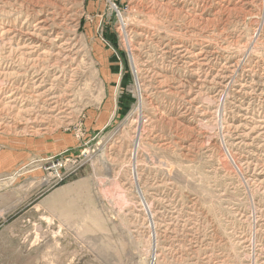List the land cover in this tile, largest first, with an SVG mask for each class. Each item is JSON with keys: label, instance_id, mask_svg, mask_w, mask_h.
<instances>
[{"label": "rangeland", "instance_id": "obj_1", "mask_svg": "<svg viewBox=\"0 0 264 264\" xmlns=\"http://www.w3.org/2000/svg\"><path fill=\"white\" fill-rule=\"evenodd\" d=\"M0 1L75 45L57 108H0V264H264V0Z\"/></svg>", "mask_w": 264, "mask_h": 264}, {"label": "bare ground", "instance_id": "obj_2", "mask_svg": "<svg viewBox=\"0 0 264 264\" xmlns=\"http://www.w3.org/2000/svg\"><path fill=\"white\" fill-rule=\"evenodd\" d=\"M9 1V0H8ZM28 0H17L18 4H23ZM1 2V1H0ZM33 2V1H32ZM45 2V1H44ZM12 3V2H11ZM16 3V2H15ZM38 3V2H37ZM4 4V3H3ZM13 4V3H12ZM41 4V3H40ZM24 5V4H23ZM39 5V4H38ZM9 6V5H8ZM40 6V5H39ZM20 7V6H19ZM23 7V6H22ZM65 7V6H64ZM13 8V7H12ZM18 8V7H16ZM5 9V8H4ZM9 11V10H8ZM32 11V10H31ZM45 11V10H44ZM15 12V11H14ZM8 13V12H7ZM22 13V12H21ZM17 17L19 19L20 14ZM33 13L39 18L30 28V22L33 14H28L26 20L19 25H12V27H4L0 31V45L6 41L9 42L10 52H18L23 56L26 63H0V75L11 79L8 85V92L0 99V108L8 107L12 110H25L28 106H35L40 111H45V108H57L60 104V97L55 91L56 82L63 78L65 66L73 67L74 63H69L73 47L71 38L62 40L58 33L52 37V32L55 31V25L50 22L48 16H45L42 9H36ZM9 14V13H8ZM10 18V14L6 16ZM66 18V17H65ZM53 19V18H52ZM7 20V19H6ZM13 20V19H12ZM17 21V19H16ZM67 24V23H66ZM59 30V29H58ZM60 32V31H59ZM57 33V32H56ZM236 42V41H235ZM74 44V43H73ZM76 44V43H75ZM253 44V43H252ZM178 45V44H177ZM251 45V44H250ZM179 46V45H178ZM173 47V46H172ZM209 48V47H208ZM250 48V47H249ZM2 50V49H1ZM9 51V50H8ZM190 51V50H189ZM192 51V50H191ZM199 51V50H198ZM197 51V52H198ZM206 53V52H205ZM230 53V52H229ZM15 55V54H14ZM47 58L48 55H56L63 57L67 63H53L51 59L37 63V56ZM200 55V54H199ZM209 55V54H208ZM214 55V54H213ZM17 56V55H16ZM75 56V55H74ZM216 57V56H215ZM227 58V57H226ZM1 59V58H0ZM220 59V58H219ZM20 60V59H19ZM208 60V59H207ZM21 61V60H20ZM174 61V60H173ZM1 62V61H0ZM42 62V61H41ZM192 62V61H191ZM204 62V61H203ZM209 63V62H208ZM219 63V62H218ZM236 63V62H235ZM241 63V62H240ZM83 64V63H82ZM162 65V64H161ZM241 66V64H240ZM243 66V65H242ZM76 67V66H75ZM249 67V66H248ZM240 67H238L239 70ZM16 70V71H11ZM75 69V68H73ZM196 69V68H195ZM198 69V68H197ZM72 70V69H71ZM233 70V69H232ZM231 70V71H232ZM78 71V70H77ZM234 71V70H233ZM237 72V71H236ZM227 75V74H226ZM237 75V74H236ZM246 75V74H245ZM225 76V75H224ZM222 77V76H221ZM241 77V76H240ZM47 78H51V82ZM70 78V77H69ZM74 78V77H73ZM252 78V77H251ZM3 79V78H2ZM212 79V78H211ZM250 79V78H249ZM193 80V79H192ZM235 80V79H234ZM254 80V79H253ZM248 81V80H247ZM198 82V81H197ZM218 82V81H217ZM244 82V81H243ZM249 82V81H248ZM69 83V82H67ZM203 83V82H202ZM229 83V82H228ZM232 83V82H230ZM229 83V84H230ZM240 83V82H239ZM252 83V82H251ZM231 85V84H230ZM195 86V85H194ZM200 86V85H199ZM228 88V87H227ZM6 89V88H5ZM240 89V88H239ZM243 89V88H242ZM1 90V89H0ZM4 90V89H3ZM60 90V88H59ZM247 91V90H246ZM250 91V90H249ZM66 92V91H65ZM200 92V91H199ZM248 92V91H247ZM1 93V92H0ZM213 93V92H212ZM65 94V93H64ZM242 94V93H241ZM239 95V94H238ZM214 96V95H213ZM254 97V96H253ZM34 100L33 104L31 101ZM231 100V99H230ZM249 100V99H248ZM242 103V102H240ZM32 104V105H31ZM66 104V103H65ZM194 105V104H193ZM242 105V104H241ZM247 105V104H245ZM190 106V105H189ZM195 107V106H194ZM247 107V106H246ZM141 109V108H140ZM70 110V109H69ZM240 110V109H239ZM261 110V109H260ZM58 111V110H57ZM56 111V112H57ZM67 111V110H66ZM55 112V113H56ZM245 112V111H244ZM7 113V112H6ZM28 113V112H27ZM38 113V111H37ZM259 113V112H258ZM47 114V113H46ZM52 114V113H51ZM218 114V113H217ZM17 115V114H16ZM15 115V116H16ZM44 115V114H43ZM55 115V114H54ZM260 115V114H259ZM264 115V114H263ZM250 116V115H249ZM23 117V115H22ZM57 117V116H56ZM228 117V116H227ZM252 117V116H250ZM2 118V117H1ZM15 118V117H14ZM19 118V117H18ZM17 118V119H18ZM35 119V118H34ZM42 119V118H41ZM59 119V118H58ZM221 119V118H220ZM243 119V118H242ZM262 119V118H261ZM63 120V119H62ZM14 121V120H13ZM20 121V120H19ZM2 122V121H1ZM240 123V122H239ZM17 124V123H16ZM141 124V123H140ZM232 124V123H231ZM259 124V122H258ZM261 124V123H260ZM35 125V124H34ZM46 125V124H45ZM144 125V124H143ZM239 125V124H238ZM264 125V124H263ZM4 126V125H3ZM10 126V125H9ZM17 126V125H16ZM39 126V125H38ZM236 126V125H235ZM240 126V125H239ZM15 127V126H14ZM49 127V126H48ZM141 127V126H140ZM224 127V126H223ZM5 128V127H4ZM250 128V126H249ZM253 128V127H251ZM257 128V127H256ZM253 128V129H256ZM31 129V128H30ZM35 129V128H34ZM39 129V128H38ZM42 129V128H41ZM247 129V128H246ZM260 129H262L260 127ZM138 130V129H137ZM142 130V129H141ZM252 130V129H251ZM264 130V129H263ZM47 131V130H46ZM262 131V130H261ZM260 131V132H261ZM138 132V131H137ZM246 132V131H245ZM39 133V131H38ZM254 133V132H253ZM259 133V132H258ZM33 134V133H32ZM37 135V134H36ZM41 135V134H40ZM258 135V134H257ZM248 136V135H247ZM138 137V136H137ZM258 137V136H254ZM237 138V136H236ZM262 138V137H261ZM239 139V138H238ZM237 139V141H238ZM252 139V138H251ZM247 140V139H246ZM244 141V140H243ZM253 141V140H252ZM137 142V141H136ZM239 142V141H238ZM237 143V142H236ZM242 143V142H241ZM247 143V142H246ZM253 143V142H252ZM136 144V143H135ZM138 144V143H137ZM262 145V144H261ZM137 148V147H136ZM256 149V148H255ZM252 153V152H251ZM264 153V151H263ZM260 154V153H259ZM253 157V156H252ZM260 159V158H259ZM250 162V161H249ZM254 162V161H253ZM48 165V164H47ZM55 166V165H54ZM264 168V167H263ZM139 190V189H138ZM140 193V192H139ZM142 196V195H141ZM143 200V199H142ZM145 202V201H143ZM143 204V203H142ZM146 204V203H144ZM145 206V205H144ZM150 209V208H149ZM151 214V212L149 213ZM191 214V213H190ZM175 215V214H174ZM188 215V214H187ZM252 215V214H251ZM254 217V216H253ZM242 218V217H241ZM244 218V217H243ZM151 220V218H150ZM231 220V219H230ZM143 221V220H142ZM184 221V220H183ZM154 221L152 220V223ZM172 222V221H171ZM256 222V221H255ZM151 223V224H152ZM150 224V225H151ZM162 225V224H161ZM155 226V225H154ZM152 227V226H151ZM38 228V227H37ZM152 232V231H151ZM154 232V231H153ZM152 232V234H153ZM155 233V232H154ZM197 233V232H196ZM235 233V232H234ZM151 234V235H152ZM198 234V233H197ZM213 234V233H212ZM156 235V234H155ZM154 235V236H155ZM258 235V234H257ZM238 236V235H237ZM36 237V236H35ZM198 237V236H197ZM37 238V237H36ZM39 238V237H38ZM37 238V239H38ZM246 238V237H245ZM155 239V238H154ZM177 244V243H176ZM180 247V246H179ZM203 248V247H202ZM197 251V250H196ZM255 251V250H254ZM212 253V252H211ZM203 256V255H202ZM205 257V256H204ZM256 259V258H255ZM156 258L154 257L150 264H154ZM264 262V261H263Z\"/></svg>", "mask_w": 264, "mask_h": 264}]
</instances>
